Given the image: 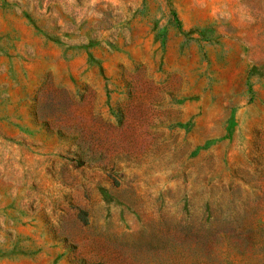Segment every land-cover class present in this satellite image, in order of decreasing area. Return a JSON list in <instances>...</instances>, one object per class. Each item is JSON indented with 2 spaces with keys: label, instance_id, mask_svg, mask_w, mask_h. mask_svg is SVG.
I'll list each match as a JSON object with an SVG mask.
<instances>
[{
  "label": "rangeland",
  "instance_id": "obj_1",
  "mask_svg": "<svg viewBox=\"0 0 264 264\" xmlns=\"http://www.w3.org/2000/svg\"><path fill=\"white\" fill-rule=\"evenodd\" d=\"M0 264H264V0H0Z\"/></svg>",
  "mask_w": 264,
  "mask_h": 264
}]
</instances>
